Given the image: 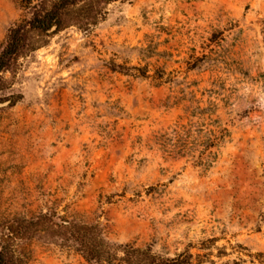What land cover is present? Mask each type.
I'll list each match as a JSON object with an SVG mask.
<instances>
[{"label": "rangeland", "instance_id": "rangeland-1", "mask_svg": "<svg viewBox=\"0 0 264 264\" xmlns=\"http://www.w3.org/2000/svg\"><path fill=\"white\" fill-rule=\"evenodd\" d=\"M57 1L0 0V48L31 6ZM103 12L34 36L43 46L1 76L0 250L14 264H86L9 233L55 211L162 257L264 264V0Z\"/></svg>", "mask_w": 264, "mask_h": 264}, {"label": "trees", "instance_id": "trees-1", "mask_svg": "<svg viewBox=\"0 0 264 264\" xmlns=\"http://www.w3.org/2000/svg\"><path fill=\"white\" fill-rule=\"evenodd\" d=\"M125 1L127 0H58L49 10L31 6L29 21L25 26L14 25L0 48V81L2 74L12 71L26 51L43 46L39 42L36 44L34 36L47 35L52 29L57 33L72 24L89 28L103 18V11L107 6ZM9 233L19 240L39 236L56 247L75 252L86 264H193L192 256L187 253L168 258L155 254L150 247L142 249L110 242L99 222L84 223L55 211L19 220L9 229ZM12 259L9 251L0 250V264H14Z\"/></svg>", "mask_w": 264, "mask_h": 264}]
</instances>
